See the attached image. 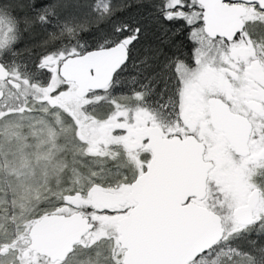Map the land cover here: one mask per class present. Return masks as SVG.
I'll return each instance as SVG.
<instances>
[{
  "label": "snow or ice",
  "instance_id": "obj_1",
  "mask_svg": "<svg viewBox=\"0 0 264 264\" xmlns=\"http://www.w3.org/2000/svg\"><path fill=\"white\" fill-rule=\"evenodd\" d=\"M0 264H264V0H0Z\"/></svg>",
  "mask_w": 264,
  "mask_h": 264
}]
</instances>
